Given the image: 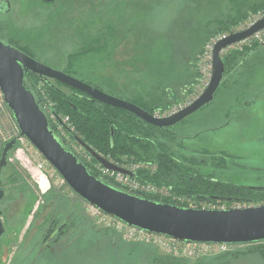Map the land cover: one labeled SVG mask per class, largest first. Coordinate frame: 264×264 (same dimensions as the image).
I'll use <instances>...</instances> for the list:
<instances>
[{
    "label": "rangeland",
    "instance_id": "374dc122",
    "mask_svg": "<svg viewBox=\"0 0 264 264\" xmlns=\"http://www.w3.org/2000/svg\"><path fill=\"white\" fill-rule=\"evenodd\" d=\"M18 1L19 16L0 19L4 37L15 36L21 47L51 67L109 94L165 108L162 111L179 109L204 90L211 71L201 61L202 53L218 34L264 4V0ZM227 51L221 52L222 58ZM233 66L229 63L226 71ZM237 68L235 74H225L210 102L171 127L175 134L159 136L177 151L204 157L201 173L260 187L264 186V46ZM45 114L62 143L105 180L68 133ZM17 130L4 105L0 153L6 141L17 137ZM41 156L25 137H17L0 173L4 190L0 244L5 246L0 264H155L166 253L185 259V264H264L261 255L245 244L226 250L238 251L234 257L228 254L227 263L214 258L226 251L188 254L182 245L167 251L145 241H126L116 230L96 223L85 211V202ZM43 177L46 186L42 188ZM53 192L59 193L58 205L66 206V212L85 220L78 216L72 236L48 247L51 235H43L48 232L44 221L55 211L47 203V194ZM222 204L229 208L264 203ZM82 206L86 215L78 210Z\"/></svg>",
    "mask_w": 264,
    "mask_h": 264
},
{
    "label": "water",
    "instance_id": "95a60500",
    "mask_svg": "<svg viewBox=\"0 0 264 264\" xmlns=\"http://www.w3.org/2000/svg\"><path fill=\"white\" fill-rule=\"evenodd\" d=\"M263 27L264 17L247 29L230 33L217 40L212 47L211 75L204 90L188 104L165 116H155L134 102L109 94L61 69L51 67L1 40L0 90L19 130L17 137H25L85 202L128 225L166 234L181 241L257 242L264 239V204L229 208L180 206L129 193L91 174L86 165L71 150L66 149L61 139L54 133L34 94L24 84V75L30 71L43 81L57 80L84 92L92 99L133 113L152 126L168 127L214 98L225 71L224 60L220 55L221 49ZM263 45L264 42L261 43V46ZM57 119L66 127L61 118L57 117ZM110 136L113 137L112 128ZM17 137L6 141L2 147L0 173L7 164L8 153L15 146ZM75 139L103 167L110 171L135 175L134 171L113 163L81 138L75 136ZM3 195L0 178V199ZM3 232L4 226L0 217V236Z\"/></svg>",
    "mask_w": 264,
    "mask_h": 264
},
{
    "label": "trees",
    "instance_id": "16d2710c",
    "mask_svg": "<svg viewBox=\"0 0 264 264\" xmlns=\"http://www.w3.org/2000/svg\"><path fill=\"white\" fill-rule=\"evenodd\" d=\"M259 5H263V3ZM228 25H225L220 30L227 28ZM260 47L261 44H258L252 47H245L243 50H231L226 56H223L225 71L222 81L224 80L225 74H229L230 72L235 74L239 70L237 67L240 63ZM26 52L30 54V52ZM30 55L32 56V54ZM229 63L234 66L231 68V71L229 70L227 72L226 68ZM63 71L65 72V70ZM24 84L32 91L38 104H40L41 96L43 94L47 95L53 103L52 111L55 116L59 118L68 117L73 128L69 129L67 126L66 128L68 135L73 141H77L75 136L81 138L86 144L113 162L135 161L141 162L149 167L153 166V170L148 168L138 170L137 175L141 180H147L159 186L164 185L173 195L176 194L199 202L230 204L234 201L252 200L254 203H264V186H243L222 181L219 178H214L210 174H203L200 172V166L206 162L204 157H199L192 152H180L174 147L164 144L159 135L175 134L174 132L161 130L158 127L146 123L133 113L92 99L84 92L57 80L51 79L49 81H43L37 74L30 71L24 75ZM127 100L136 103L150 113H153L156 109H165L157 105L150 107L134 100ZM6 108L12 116L10 109L8 107ZM49 125L52 128L50 122ZM111 128L113 129L112 138L110 136ZM54 133L56 134V132ZM18 134L19 130H17ZM64 147L69 149L65 145ZM76 156L86 165V168L91 174L101 179L96 172L89 168L88 164L82 158L78 155ZM91 161L92 163L97 162L92 156ZM10 175L12 177L14 176L15 179L14 173L10 172ZM101 180L124 190L109 180ZM58 196L59 193L54 192L47 194L49 207H53V210L55 209L53 214L51 213L44 221L48 223V228H45L48 229V232L46 231L43 235H51V239L48 241L49 243L46 244L48 247L55 243L58 244L60 241L63 242L67 237L72 236L73 220L76 223L79 217L85 220V217H81L78 214L77 216H71V211H65L66 206L58 205ZM143 196L154 201L186 206L175 203L172 197H161L159 195ZM218 197L224 199H219ZM83 202L85 201L83 200ZM78 210L84 213L83 206ZM55 224L57 225L55 226ZM241 244L248 245L250 251L258 252L264 259V239L257 242L232 243L234 246ZM229 253V251H226L214 258L224 259V262L229 263ZM230 254V256L233 255L234 257L238 254V251ZM184 260L176 255L166 253L159 256L155 260V264H185Z\"/></svg>",
    "mask_w": 264,
    "mask_h": 264
},
{
    "label": "built area",
    "instance_id": "2783aa9c",
    "mask_svg": "<svg viewBox=\"0 0 264 264\" xmlns=\"http://www.w3.org/2000/svg\"><path fill=\"white\" fill-rule=\"evenodd\" d=\"M263 17H264V4L257 7L254 10L249 11L244 21L231 26V28L227 30L226 32H224L223 34H218L213 40L212 44L210 45L209 50L202 53L200 57L201 61H203L205 65H207V68L210 69L211 71V59H212L211 51H212V47L214 43L217 40L223 37H226L230 33H236V32L249 28L251 25L256 23L258 20L262 19ZM263 42H264V27L256 30L251 35L222 48L220 51V55H221V52L226 51V50H228L227 53L231 50H243L245 47H252L253 45H258ZM4 105H6V103L4 101L3 94L0 90V110L3 109ZM52 105H53L52 101L47 97V95L43 94L40 99V104H39L40 108L45 113L47 112L49 114L50 118L53 120V122H56L59 129H61L62 131L64 130L65 132L68 133L67 128L58 121L57 117L53 113ZM176 110L178 109L174 108L168 111H162L160 109H156L152 114L155 116H165ZM61 120L67 127H69V129L73 128L67 116L62 117ZM20 138H23V137H20ZM74 143L76 144L75 145L76 148H78L80 151L83 150L87 159L91 161V155L82 147V145H80L77 141H74ZM36 152L39 156H41V154L37 150ZM113 163L134 171L135 175H129V174L121 173V172L110 171L107 168L103 167L98 162H95L93 164H94V168L97 171H99V173L102 176L106 177L105 180H109L119 185L121 188H123L125 191L129 193L141 195V196L142 195H159L161 197H172L173 200H175V203H179L181 205L183 204L188 207L226 208V206H224L222 203L204 202V204H202L199 202V204H197L193 201L189 202V200H191L190 198L175 196L164 185L159 186L150 181L141 180L138 177L137 173L139 169L148 168V169L153 170L154 169L153 166L149 167L145 164H142L141 162H135V161L113 162ZM85 211L89 214V216L96 223L116 230L119 233V235L126 241H145V242L155 244L156 246L164 250H167V251L175 250L177 247H180L182 245L184 252L188 254L220 253V252L226 251L227 249L230 248V246H232V243H228V242H222V243L186 242V241L174 239L166 234L150 232V231L141 229L139 227L128 225L124 221L118 219L117 217L107 214L103 212L101 209H99L98 207L90 203H87V202H85Z\"/></svg>",
    "mask_w": 264,
    "mask_h": 264
},
{
    "label": "flooded vegetation",
    "instance_id": "af4514ba",
    "mask_svg": "<svg viewBox=\"0 0 264 264\" xmlns=\"http://www.w3.org/2000/svg\"><path fill=\"white\" fill-rule=\"evenodd\" d=\"M41 1H44L46 3H58V1L60 0H41ZM64 2L63 4H61V6H64ZM19 5V8L16 9V6ZM20 2L18 0H0V19H5L7 16L11 17H18L19 16V11H20ZM67 6V5H65ZM64 9V7H63ZM3 28H5L3 26ZM0 29H1V25H0ZM0 40L4 43H7V44H10L12 46H15L17 48H19L20 50L24 51L25 53L26 50L24 47H21L19 44H18V39L15 37V36H9L8 37H4V34L2 32V30H0ZM29 54V53H27ZM30 55V54H29ZM67 55V54H66ZM31 56V55H30ZM32 57L35 58V56L32 55ZM51 80V79H48V81ZM173 126V125H172ZM172 126H168V127H162L160 128L161 130H164V131H167V132H174L171 127ZM43 238V236L40 238V240ZM51 239V237H50ZM61 242V241H60ZM3 250V252L5 251V246H1L0 244V256H1V251ZM3 256V255H2ZM36 255H34L35 257Z\"/></svg>",
    "mask_w": 264,
    "mask_h": 264
},
{
    "label": "bare ground",
    "instance_id": "6f19581e",
    "mask_svg": "<svg viewBox=\"0 0 264 264\" xmlns=\"http://www.w3.org/2000/svg\"><path fill=\"white\" fill-rule=\"evenodd\" d=\"M36 87V86H35ZM7 107V106H6ZM55 132V131H54ZM61 139V138H60ZM43 157V156H42ZM95 160V159H94ZM40 186L43 188V187H45L46 186V180H45V178L43 177V178H40ZM141 196V195H140ZM142 197V196H141Z\"/></svg>",
    "mask_w": 264,
    "mask_h": 264
}]
</instances>
